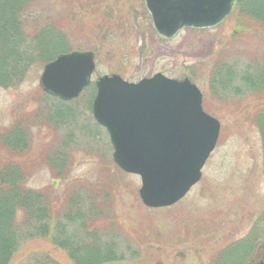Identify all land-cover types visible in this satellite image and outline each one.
<instances>
[{
	"label": "rangeland",
	"instance_id": "rangeland-1",
	"mask_svg": "<svg viewBox=\"0 0 264 264\" xmlns=\"http://www.w3.org/2000/svg\"><path fill=\"white\" fill-rule=\"evenodd\" d=\"M42 9L44 17H64L60 22L69 51H92L96 68L90 86L68 101L46 94L39 83L44 65L56 56L34 64L20 85L0 86V129L17 121L29 129L27 186L53 192L61 202L77 190L75 183L82 182L78 189L84 192L90 187L98 192L107 184L112 207L105 209L99 225L108 234L105 240L115 245L118 255L112 264H206L218 250L245 236L264 202L261 138L229 100L243 97L229 93L228 100L219 101L211 96L208 80L219 59L238 62L240 71L251 53H263V30L248 27L247 17L232 13L217 26L185 27L165 38L155 30L145 0H39L32 13ZM157 72L195 83L204 110L221 128L200 180L175 204L150 208L139 196V175L114 162L108 132L95 120L92 103L99 76L118 74L136 82ZM56 110L60 118L53 114ZM49 155L62 157L63 176L47 162ZM100 198L98 192V199H92L98 203ZM44 255L73 264L65 250L43 236L24 240L16 259L33 264ZM259 257H264V239L248 255L238 251L227 263Z\"/></svg>",
	"mask_w": 264,
	"mask_h": 264
},
{
	"label": "trees",
	"instance_id": "trees-1",
	"mask_svg": "<svg viewBox=\"0 0 264 264\" xmlns=\"http://www.w3.org/2000/svg\"><path fill=\"white\" fill-rule=\"evenodd\" d=\"M38 1L0 0V86L20 85L34 64L70 50L66 27L60 22L64 17L52 13L44 17L43 9L32 13ZM232 13L247 17L248 27L256 26L264 33V0H237ZM239 67L238 62L216 61L208 80L210 94L219 101L228 100L229 93L243 97L229 100L235 106L234 112L243 115L260 134L264 177V52L251 53L240 71ZM53 114L62 116L57 110ZM30 142L29 129L18 121L0 129V264H20L16 255L21 244L33 236L47 237L67 252L73 264H112L118 254L114 243L105 240L108 234L103 232L104 226L99 225L105 209L112 207L107 184L98 191V203L93 200L98 199V192L90 186V192L78 189L83 187L82 182L72 184L77 190L61 202L53 192L30 188L29 161L24 156L31 149ZM57 160L47 157L56 175L63 176V159ZM259 239H264V202L248 233L218 250L206 264H228L241 250L248 255ZM33 264L61 263L44 255Z\"/></svg>",
	"mask_w": 264,
	"mask_h": 264
},
{
	"label": "water",
	"instance_id": "water-1",
	"mask_svg": "<svg viewBox=\"0 0 264 264\" xmlns=\"http://www.w3.org/2000/svg\"><path fill=\"white\" fill-rule=\"evenodd\" d=\"M236 0H145L157 33L174 36L183 27H212ZM92 51L58 54L43 67L39 83L63 100L78 97L95 70ZM95 120L105 127L119 168L140 176L139 196L150 208L175 204L199 181L216 146L220 121L202 105L199 87L188 78L157 72L137 82L118 74L95 81ZM244 264H264V259Z\"/></svg>",
	"mask_w": 264,
	"mask_h": 264
}]
</instances>
